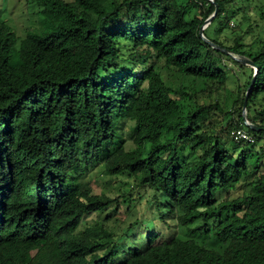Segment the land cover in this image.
<instances>
[{
    "label": "trees",
    "instance_id": "16d2710c",
    "mask_svg": "<svg viewBox=\"0 0 264 264\" xmlns=\"http://www.w3.org/2000/svg\"><path fill=\"white\" fill-rule=\"evenodd\" d=\"M36 3L21 38L0 18V264H264V0Z\"/></svg>",
    "mask_w": 264,
    "mask_h": 264
},
{
    "label": "rangeland",
    "instance_id": "374dc122",
    "mask_svg": "<svg viewBox=\"0 0 264 264\" xmlns=\"http://www.w3.org/2000/svg\"><path fill=\"white\" fill-rule=\"evenodd\" d=\"M40 10L41 9L37 6L36 0H0V18L5 20L10 25L11 29L18 36V38L25 36L26 32L30 30H36L41 27ZM229 26L235 28L233 21L229 23ZM228 68L230 69L229 74L224 72L227 78V91L225 96V104L227 107L231 105L235 96L234 94L237 90L239 82L238 78L241 76V72L238 70L237 66L228 63ZM122 127L124 138L129 141L132 131L131 124L126 122L122 125ZM129 143L130 142H127V145H129ZM229 146L232 145L229 143ZM92 187L95 193H104L110 198L120 197L122 194H126V200L136 199L140 193L137 189L133 188V181L127 177L112 178L97 175L92 182ZM150 196L151 192L148 193L147 198H150ZM124 209V205L119 208V212L116 215L117 220L125 218ZM143 213H145L144 206H138V208L132 212V215L127 220V223L133 221L136 217H139ZM95 218V214H89L84 219L86 223H92ZM113 221L114 219L109 223V225H112ZM137 238L140 241L139 247L142 248L144 238L141 236H137ZM120 244L124 245L126 244V241H122Z\"/></svg>",
    "mask_w": 264,
    "mask_h": 264
},
{
    "label": "water",
    "instance_id": "95a60500",
    "mask_svg": "<svg viewBox=\"0 0 264 264\" xmlns=\"http://www.w3.org/2000/svg\"><path fill=\"white\" fill-rule=\"evenodd\" d=\"M216 12H217V6H215L214 14H213L210 18H208V19L205 21L204 25L199 29V34H200L201 36H202V32H203V30H204V29L206 28V26L211 22L212 17L216 14ZM203 39H204V41H205L206 43H208L211 47L216 48V49H220L218 46H216V45L213 44L212 42L206 40L204 37H203ZM222 51H223V53H226V51H225L224 49H222ZM235 59H236L238 62L242 63V64H245V65H248V66L254 68V75H253L252 80H251V82H250V85H249V87L247 88V91H246V93H245V98H244L243 105H242V109H241V115H242L243 122H244V124H245L247 127H249L250 129H253V130H257V128H255V127H254V126L248 121V119H247V117H246V105H247V99H248V97H249V95H250V92H251V89H252V87H253V85H254V81H255V73L257 72V67L254 65V63H253L252 61H250V60H248V59H246V58H244V57H235Z\"/></svg>",
    "mask_w": 264,
    "mask_h": 264
},
{
    "label": "built area",
    "instance_id": "2783aa9c",
    "mask_svg": "<svg viewBox=\"0 0 264 264\" xmlns=\"http://www.w3.org/2000/svg\"><path fill=\"white\" fill-rule=\"evenodd\" d=\"M230 139L231 141L235 143H239V142H244V143H249V144L255 143V137L250 135L245 129H242V128L231 131ZM262 139L264 141V133H263Z\"/></svg>",
    "mask_w": 264,
    "mask_h": 264
}]
</instances>
